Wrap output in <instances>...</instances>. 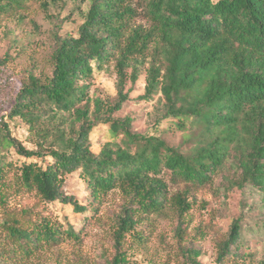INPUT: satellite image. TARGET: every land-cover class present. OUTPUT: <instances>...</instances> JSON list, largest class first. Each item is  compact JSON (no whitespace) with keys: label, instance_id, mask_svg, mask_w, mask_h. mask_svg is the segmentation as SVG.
Listing matches in <instances>:
<instances>
[{"label":"trees","instance_id":"1","mask_svg":"<svg viewBox=\"0 0 264 264\" xmlns=\"http://www.w3.org/2000/svg\"><path fill=\"white\" fill-rule=\"evenodd\" d=\"M69 1L84 5L76 33H52L48 73L30 72L0 117V152L23 159L14 164L0 156V264H36L62 243H81L82 228L55 218L50 204L70 207L83 222L119 192L124 202L104 264H132L127 248L148 236L135 230L138 221L167 207L181 221L194 190L264 192V0H0V18H23L34 3L59 28L50 7ZM110 64L115 96L91 98L90 79ZM141 73L138 99L156 97L151 132L120 114ZM4 119L25 125L31 148ZM164 121L183 136L178 145L159 133ZM98 126L112 139L94 153L90 136ZM73 174L84 184L86 204L64 191ZM164 175L183 187L171 193ZM14 197L29 203L11 208ZM242 219L233 218L216 243V264L241 257ZM183 233L174 230L178 241ZM194 256L191 264H199Z\"/></svg>","mask_w":264,"mask_h":264},{"label":"rangeland","instance_id":"2","mask_svg":"<svg viewBox=\"0 0 264 264\" xmlns=\"http://www.w3.org/2000/svg\"><path fill=\"white\" fill-rule=\"evenodd\" d=\"M69 1L65 6H52L50 13L57 17L56 28L45 16L37 4L29 5L23 18H0V117L6 116L12 107L15 95L30 72L36 76L49 71V53L52 48V33L75 34L81 22V10L74 8ZM116 73L113 64L96 71L89 81L88 94L109 101L115 96ZM145 86V75L141 73L129 93L131 102L120 112L134 119V127L140 132L152 130L153 107L156 97L140 101ZM131 85L127 83L126 89ZM119 114V113H118ZM11 135L26 147V127L18 119H4ZM169 123L164 121L159 126V133L172 145H178L183 136L170 131ZM112 139L106 126H98L90 136L91 149L98 153L101 146ZM4 160L19 164L22 158L13 152H0ZM164 179L174 193L175 186L168 175ZM218 181L216 182V184ZM64 191L73 195L80 204H86L87 193L82 180L76 174L65 178ZM192 206L179 221L177 213L167 207L159 214L138 221L135 230L148 233L145 242L134 241L127 254L132 264H191L194 252L199 264H216V243L225 233L233 218L242 214L240 242L241 257L230 264H259L264 260V192L250 186L239 191L235 187L218 190L205 186L193 191ZM124 197L119 192L108 194L102 201L95 217L88 216L82 222V216L74 214L70 207L50 204L48 208L58 220L68 219L76 230L82 228L81 243H62L53 253L36 264H104L113 253V244L109 236L113 230L115 214L118 213ZM28 201L21 197L8 200L11 208H22ZM183 221V222H182ZM182 222V223H180ZM84 223V225H82ZM178 226V227H177ZM184 230L180 241L174 230Z\"/></svg>","mask_w":264,"mask_h":264}]
</instances>
